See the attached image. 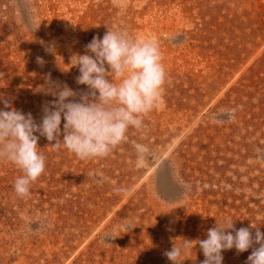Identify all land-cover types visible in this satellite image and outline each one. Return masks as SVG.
Returning <instances> with one entry per match:
<instances>
[{"label":"rangeland","instance_id":"obj_1","mask_svg":"<svg viewBox=\"0 0 264 264\" xmlns=\"http://www.w3.org/2000/svg\"><path fill=\"white\" fill-rule=\"evenodd\" d=\"M107 30L157 39L163 104L105 158L34 133L46 167L23 198L20 170L0 162V264H173L164 253L184 238L181 264H201L216 220L264 233V0H0V110L39 124L53 83L78 101L70 58ZM134 143L151 149L144 168ZM251 251L224 250L222 264Z\"/></svg>","mask_w":264,"mask_h":264},{"label":"clouds","instance_id":"obj_2","mask_svg":"<svg viewBox=\"0 0 264 264\" xmlns=\"http://www.w3.org/2000/svg\"><path fill=\"white\" fill-rule=\"evenodd\" d=\"M84 47L85 54L70 58L71 66L79 71L76 83L87 86L86 92L79 93L78 101L69 99L78 93L66 84L61 87L53 83L48 91L57 99L50 102L51 107L43 108L39 124L31 113L0 110V162L7 161L20 170L21 175L13 182L18 197L30 194L31 184L46 167V157L37 146L39 137L34 133L55 141L50 145L52 150L63 147L79 160L105 158L127 141L130 128L144 130V118L163 104L167 72L156 38L107 30L102 38L94 36ZM37 63L42 65L44 61L37 57ZM4 104L5 108L10 107L7 101ZM133 148L135 167L144 168L151 160V149L144 143H134ZM132 227L131 223L125 225L126 229ZM255 229L253 234L249 227L236 229L230 218L216 220L208 229L207 238L197 240L205 257L201 264H222V251L233 248L237 253L251 248L246 264H264V233ZM192 247V240L184 238L164 255L173 264H181V256Z\"/></svg>","mask_w":264,"mask_h":264}]
</instances>
